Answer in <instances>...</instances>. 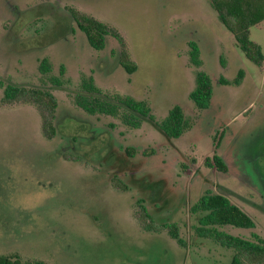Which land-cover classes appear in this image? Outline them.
Segmentation results:
<instances>
[{
    "label": "rangeland",
    "instance_id": "obj_1",
    "mask_svg": "<svg viewBox=\"0 0 264 264\" xmlns=\"http://www.w3.org/2000/svg\"><path fill=\"white\" fill-rule=\"evenodd\" d=\"M70 10L116 28L136 71L120 66L114 39L91 48ZM250 39L264 53V21ZM198 71L213 85L204 110L189 98ZM88 77L103 93L144 101L157 121L179 106L190 128L169 142L148 122L131 129L118 117L90 115L75 104ZM0 79L48 90L58 104L57 134L46 140L37 107L2 105L0 87V255L44 264H231V251L194 229L190 207L207 190L255 223L221 231L264 240V64L244 57L208 0H0ZM214 153L227 172L205 165ZM139 204L155 226L175 224L185 246L166 230H147Z\"/></svg>",
    "mask_w": 264,
    "mask_h": 264
},
{
    "label": "trees",
    "instance_id": "obj_2",
    "mask_svg": "<svg viewBox=\"0 0 264 264\" xmlns=\"http://www.w3.org/2000/svg\"><path fill=\"white\" fill-rule=\"evenodd\" d=\"M208 2L223 27L233 36L244 57L258 68H262L264 53L261 46L250 39V29L264 21V0H208ZM70 15L91 48L101 51L106 47L108 37L114 39L118 45L117 55L120 66L129 75L136 71L137 66L131 59L128 44L116 28L75 10H70ZM189 54L192 64L200 66L199 49L193 42L190 43ZM39 70L44 74L50 71L46 59L40 62ZM60 73L63 74V67H60ZM243 75V70H239L233 84L239 85ZM51 81L56 86H60L59 80L51 79ZM195 83V89L190 92L189 98L198 110H204L209 107L213 96L212 79L205 72L198 71ZM220 83L228 84L225 80H220ZM0 87L3 89L2 105L10 106L23 103L36 106L41 119L42 136L46 140L56 137L54 121L58 104L50 91L37 88L27 89L12 84L5 85L1 79ZM75 104L90 115L118 117L122 124L131 129H139L144 122H148L169 142L180 138L190 128L189 121L181 107H172L162 120L157 121L152 115L150 107L144 101L136 100L130 96L103 93L94 84L91 77L81 80L80 92L75 96ZM124 152L127 157H131L133 150L126 148ZM211 161L212 164H210ZM204 163L207 167L214 165L219 172H227L226 164L215 153L210 160L206 158ZM141 180V178L134 177V182H141ZM117 186L121 188L123 185L118 182ZM125 188L127 187L123 186L121 189L125 190ZM190 213L197 220V226L194 228L197 236L210 239L222 248L231 251V264H264V240L255 234H252V237L256 239L253 241L220 230L225 226L246 230L255 228L254 221L227 197L207 190L190 207ZM136 218L147 230L157 232L166 230L179 245L185 246L177 226L169 223L155 226L152 213L144 205L139 204ZM0 264L44 263L41 261L22 262L17 254H10L0 255Z\"/></svg>",
    "mask_w": 264,
    "mask_h": 264
}]
</instances>
